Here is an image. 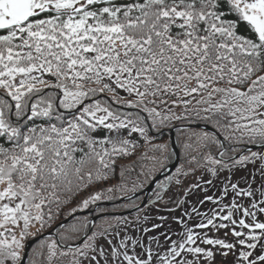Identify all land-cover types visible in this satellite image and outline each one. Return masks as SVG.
I'll list each match as a JSON object with an SVG mask.
<instances>
[{"label": "snow or ice", "instance_id": "obj_1", "mask_svg": "<svg viewBox=\"0 0 264 264\" xmlns=\"http://www.w3.org/2000/svg\"><path fill=\"white\" fill-rule=\"evenodd\" d=\"M0 264H264V0H0Z\"/></svg>", "mask_w": 264, "mask_h": 264}, {"label": "water", "instance_id": "obj_2", "mask_svg": "<svg viewBox=\"0 0 264 264\" xmlns=\"http://www.w3.org/2000/svg\"><path fill=\"white\" fill-rule=\"evenodd\" d=\"M170 137L174 139V137H175V136H174V131H173V132H170ZM176 151H177V153H178V148H176ZM177 162H178V160H175V159H174L173 163H177ZM172 171H173V169H172ZM161 178H162V177H161ZM149 193H150V189H149L148 191L145 192V195H148Z\"/></svg>", "mask_w": 264, "mask_h": 264}, {"label": "trees", "instance_id": "obj_3", "mask_svg": "<svg viewBox=\"0 0 264 264\" xmlns=\"http://www.w3.org/2000/svg\"><path fill=\"white\" fill-rule=\"evenodd\" d=\"M174 135H175V132H174ZM164 136H165V137H170V132H166V133L164 134Z\"/></svg>", "mask_w": 264, "mask_h": 264}, {"label": "rangeland", "instance_id": "obj_4", "mask_svg": "<svg viewBox=\"0 0 264 264\" xmlns=\"http://www.w3.org/2000/svg\"><path fill=\"white\" fill-rule=\"evenodd\" d=\"M175 136V135H174ZM178 153H179V149H178ZM177 164H178V162H177ZM173 171H174V169H173Z\"/></svg>", "mask_w": 264, "mask_h": 264}]
</instances>
